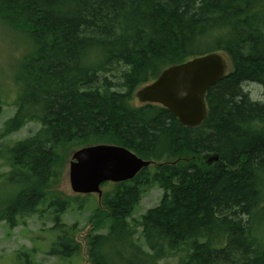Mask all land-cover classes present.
I'll use <instances>...</instances> for the list:
<instances>
[{
  "label": "trees",
  "instance_id": "obj_1",
  "mask_svg": "<svg viewBox=\"0 0 264 264\" xmlns=\"http://www.w3.org/2000/svg\"><path fill=\"white\" fill-rule=\"evenodd\" d=\"M0 19L31 46L12 77L15 110L2 135L39 124L3 151L0 222L43 218L44 203L56 234L47 252L77 253V222L62 219L73 198L53 190L65 155L118 144L155 164L103 192L91 229L108 219V231L85 235L86 264H158L175 255L177 264H264V233L254 224L264 216V101L244 89L264 88L263 0H0ZM213 51L230 67L208 88L199 126L182 125L158 103H135V90L164 68ZM154 184L159 202L129 222Z\"/></svg>",
  "mask_w": 264,
  "mask_h": 264
},
{
  "label": "rangeland",
  "instance_id": "obj_2",
  "mask_svg": "<svg viewBox=\"0 0 264 264\" xmlns=\"http://www.w3.org/2000/svg\"><path fill=\"white\" fill-rule=\"evenodd\" d=\"M264 1V0H263ZM31 50L29 40L24 34L12 30L0 19V182L9 171L7 160L3 157V151L6 146L12 145L16 140L22 139L33 133L39 127L38 122H29L21 129L3 136L2 128L4 121L12 116L15 110V83L13 75L17 71L21 57ZM244 89L249 93L253 100L264 101V88L257 83H247ZM136 91V90H135ZM136 99V97H135ZM135 103L139 104L136 99ZM79 147H72L65 155L64 167L58 184L53 190L61 193V196L72 197L73 200L69 209L63 214L62 219L65 223L77 222L78 232L75 240L79 243L80 248L77 253L62 259L59 256L49 254L47 251L55 238V233L50 230L52 225L51 214L44 203L39 205V210H43V218L38 214L25 215L18 218L17 225L10 228L5 221L0 222V264H86L88 263L87 243L85 235L103 233L108 231L109 221L105 219L104 224L98 229H91L90 220L93 209L100 205V197L97 193L79 194L74 193L70 187L68 170L72 159V153ZM114 183L107 182L101 186L102 192L112 189ZM162 189L157 185H152L140 198L138 205L135 207L128 221L137 219L148 208L155 206L161 197ZM100 209H104L100 206ZM255 233H264V216L257 215L255 219ZM136 245L146 250L142 240L135 234L133 237ZM127 246V245H125ZM126 248V247H125ZM122 243L113 244V249L120 252L124 257H130L131 252L127 250ZM27 252L28 259L20 253ZM115 260V258H114ZM117 261V260H116ZM179 258L177 255L168 256L159 260L158 264H177ZM118 264H122L118 262ZM139 264V263H138Z\"/></svg>",
  "mask_w": 264,
  "mask_h": 264
},
{
  "label": "water",
  "instance_id": "obj_3",
  "mask_svg": "<svg viewBox=\"0 0 264 264\" xmlns=\"http://www.w3.org/2000/svg\"><path fill=\"white\" fill-rule=\"evenodd\" d=\"M229 67L223 52H209L164 68L134 95L140 103H158L167 108L182 125L196 127L207 114L208 88L224 77ZM71 157L68 177L72 191L96 192L99 197L102 183L132 179L142 168L155 164L125 146L108 143L80 147Z\"/></svg>",
  "mask_w": 264,
  "mask_h": 264
}]
</instances>
